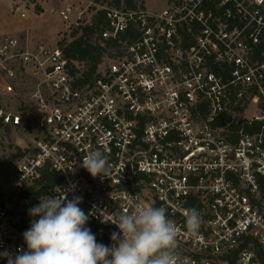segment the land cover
<instances>
[{
	"label": "built area",
	"instance_id": "2783aa9c",
	"mask_svg": "<svg viewBox=\"0 0 264 264\" xmlns=\"http://www.w3.org/2000/svg\"><path fill=\"white\" fill-rule=\"evenodd\" d=\"M168 3L159 12L104 0L65 5L66 38L103 12L109 27L100 41L119 45L84 84L82 67L58 44L31 47L4 37L0 95L18 94L21 73L34 81L18 113L0 109L3 128L37 132L17 166L18 183L32 186L46 170L53 172L60 183L48 196L61 189L69 199L82 197L79 207L90 214L86 227L107 246L119 230L101 223L103 214L131 210L138 195L168 209L187 264H264V136L217 127L223 118L226 127L264 122V0ZM209 59L220 72L209 69ZM252 107L263 115L246 118ZM97 149L109 158V177L93 178L81 166ZM20 201L25 214L29 201ZM189 209L202 219L198 237L187 233ZM27 214L21 229L8 205L0 204V253L14 258L27 250L23 233L34 219Z\"/></svg>",
	"mask_w": 264,
	"mask_h": 264
},
{
	"label": "clouds",
	"instance_id": "9594fccd",
	"mask_svg": "<svg viewBox=\"0 0 264 264\" xmlns=\"http://www.w3.org/2000/svg\"><path fill=\"white\" fill-rule=\"evenodd\" d=\"M96 178L109 177L112 165L99 149L88 152L81 165ZM55 196L40 199L30 208L34 219L23 233L27 250L14 258L8 253V264H187L178 251L179 229L168 217V209L146 203L138 195L131 210L105 213L101 223H112L118 232L111 234L112 245L98 243L86 227L89 215L80 207L82 197L59 189ZM202 219L196 209L185 213L187 233L200 235Z\"/></svg>",
	"mask_w": 264,
	"mask_h": 264
},
{
	"label": "rangeland",
	"instance_id": "374dc122",
	"mask_svg": "<svg viewBox=\"0 0 264 264\" xmlns=\"http://www.w3.org/2000/svg\"><path fill=\"white\" fill-rule=\"evenodd\" d=\"M111 7H126L123 0L116 6L115 0H104ZM88 0H0V42L4 37H15L25 45L26 38L34 43H43L55 47L67 34L61 11L67 4H75L85 7ZM137 8L159 12L169 5L168 0H135ZM20 8L25 17L17 11ZM113 50L109 51L105 59V66L110 62ZM110 56V57H108ZM103 66V67H105ZM34 87V81L29 72L21 73L17 85L20 96L0 95L1 106L13 113H18L23 104L28 103L30 93ZM1 92V90H0ZM263 115L262 110L252 107L245 115L246 118ZM244 115L238 118L242 119ZM34 128H10L0 129V204H7L16 222L27 218H33L29 211L23 214L21 199L19 198L20 185L17 179V166L23 157L19 150L25 151L31 148L36 138ZM3 256L0 255V262Z\"/></svg>",
	"mask_w": 264,
	"mask_h": 264
},
{
	"label": "trees",
	"instance_id": "16d2710c",
	"mask_svg": "<svg viewBox=\"0 0 264 264\" xmlns=\"http://www.w3.org/2000/svg\"><path fill=\"white\" fill-rule=\"evenodd\" d=\"M123 0H115V5L119 6ZM127 8H136L137 5L134 3L135 0H124ZM205 8L212 10L215 12V6L212 3L205 4ZM109 27L108 20L103 12L96 15L93 19V23L89 26L84 27L83 29H78L73 31L71 35V40L68 38H64L58 43V47L62 49L65 57L70 62L78 63L79 66L82 67L83 75L80 81L81 84H84L90 80H92L101 65L103 58L108 55L109 50L113 48H118V44H110L103 46L100 41V36L104 30ZM134 35V31L128 32L122 36L123 39L128 37H132ZM209 69L214 72H220V68L217 64L213 62V60H208L207 63ZM74 66V65H73ZM74 72H77L75 66L73 67ZM221 72L227 77L229 69L226 67L221 70ZM2 108L0 103V109ZM226 119H222L219 124H217L218 128L228 129L232 132H238L243 130L246 133L256 135L263 134L264 136V122L263 121H253L247 122L242 121L238 124H232L228 127L225 126ZM0 129L2 130H10L9 127L3 128L0 123ZM20 155L24 157L28 150L21 151L19 150ZM60 183V179L56 177V175L50 170H46L42 177L32 186H20L19 188V198L21 200L27 199L29 201V205L25 207L26 211L30 208L39 204L40 199L45 198L49 195L50 190H52L56 185ZM28 225V222H20L17 226L21 229L25 228ZM0 264H8L7 257H3Z\"/></svg>",
	"mask_w": 264,
	"mask_h": 264
},
{
	"label": "crops",
	"instance_id": "0c3cea01",
	"mask_svg": "<svg viewBox=\"0 0 264 264\" xmlns=\"http://www.w3.org/2000/svg\"><path fill=\"white\" fill-rule=\"evenodd\" d=\"M26 38V42L28 43V45L29 46H34V45H36V43H34V42H31V41H28V38L27 37H25ZM38 44V43H37Z\"/></svg>",
	"mask_w": 264,
	"mask_h": 264
}]
</instances>
